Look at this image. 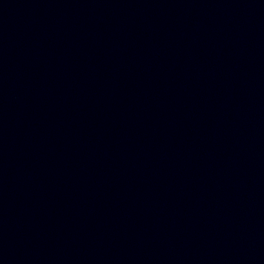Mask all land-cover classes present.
Segmentation results:
<instances>
[{"label":"water","instance_id":"obj_1","mask_svg":"<svg viewBox=\"0 0 264 264\" xmlns=\"http://www.w3.org/2000/svg\"><path fill=\"white\" fill-rule=\"evenodd\" d=\"M0 264H264V0H0Z\"/></svg>","mask_w":264,"mask_h":264}]
</instances>
